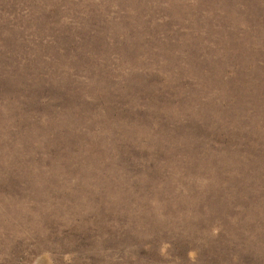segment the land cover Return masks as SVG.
Segmentation results:
<instances>
[{"label": "rangeland", "instance_id": "1", "mask_svg": "<svg viewBox=\"0 0 264 264\" xmlns=\"http://www.w3.org/2000/svg\"><path fill=\"white\" fill-rule=\"evenodd\" d=\"M0 264H264V0H0Z\"/></svg>", "mask_w": 264, "mask_h": 264}]
</instances>
